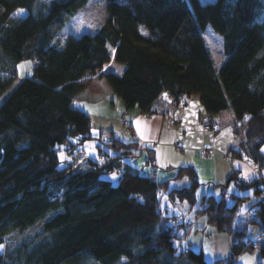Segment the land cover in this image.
<instances>
[{"label":"trees","instance_id":"trees-1","mask_svg":"<svg viewBox=\"0 0 264 264\" xmlns=\"http://www.w3.org/2000/svg\"><path fill=\"white\" fill-rule=\"evenodd\" d=\"M88 1L0 0V97L15 83L18 62L35 61L31 76L0 101V264H237L254 248L243 239L211 263L201 250H177L181 224L170 223L177 215L161 209L159 191L193 204L199 180L192 166L175 169L174 178L189 179L178 188L100 146L103 165L86 159L59 167L57 152L72 154L91 138L90 117L75 102L84 91L99 92L104 78L126 109L170 116L184 97L197 96L206 114L229 110L243 141L228 153L263 169L264 0H104L99 30L57 47L55 35ZM208 26L222 37L217 68L203 36ZM107 62L122 72L104 71ZM105 134L113 150L138 143ZM144 151L146 162L155 160L153 149ZM114 170H121L117 181L104 177ZM230 183L228 197H200L207 222L230 231L248 188L256 200L244 212L264 234V178L231 173L218 186ZM39 222L26 239H13ZM259 254L264 260V247Z\"/></svg>","mask_w":264,"mask_h":264},{"label":"rangeland","instance_id":"rangeland-1","mask_svg":"<svg viewBox=\"0 0 264 264\" xmlns=\"http://www.w3.org/2000/svg\"><path fill=\"white\" fill-rule=\"evenodd\" d=\"M212 1L214 0H200L201 3ZM106 19V1L89 0L58 31L53 38V43L61 48L68 37L80 36L85 32L93 33L99 30ZM203 36L213 57L214 66L217 68L224 57L222 37L209 26L206 27ZM34 63L35 61L31 59H24L18 62L16 67L18 77L15 83L21 81L26 76H31ZM103 70L118 74L122 71V66L114 62H107L104 64ZM15 83L2 94L0 101L9 94ZM99 84L101 87L99 92L87 90L83 92V95L80 93L77 96L80 106L91 113L89 115L91 138L82 144V148L86 154L81 148H78V151L72 154H69L66 148H60L57 152L59 167L68 164L80 167L83 166L84 160L86 163V159H92L98 164L103 165L108 159L100 154L102 152L98 149V146H100L109 153L115 154L118 158L129 160L141 174H155L156 179L168 180L170 187L180 188L187 186L189 179L186 176L174 178L175 169L182 166H192L196 170L199 180V185L195 190L196 200L193 204L186 200H171L172 198L165 191H159L161 209L166 214H169L170 217L177 215L175 216L176 218H171L170 223L173 225L181 224L177 230L178 237L180 238L175 241L177 250L180 251L188 248L196 252L201 250L204 260L211 263L216 258L228 255L232 242L241 238L243 241L248 239L255 241L258 239L260 236V225L257 222L245 221L248 216L253 217L252 214L247 215L244 212L249 204L256 200V196L252 195L251 189L246 188L245 191H240L251 195L249 200L239 205L235 216V226L240 227L246 224L244 233L240 236L233 233L232 229L228 232L219 230L213 224L208 223L207 214L200 211L201 205L199 200L203 194H214L216 197H219L221 194L229 195L230 190H228V187L221 189L218 185L225 183L228 176L226 173L230 164L224 160L222 153L225 150V146L233 137L232 123H234L233 126L236 134H240L236 136V144L243 141V126L241 127L240 124L237 125L235 121H231L230 117L233 116H230L231 112L229 110L223 113L221 127L218 131L216 130V133L202 131L194 119V110H198L202 114L205 113L197 96L184 97L173 115L158 116V118H153L152 120H148L147 118L135 119V117H132L135 112L128 113L125 111L126 107L123 101L113 92L104 78L99 80ZM134 109H137V107H134ZM149 123H151V127H149ZM105 132H112V135L122 142L138 143L122 151L113 150V148L106 144L110 136H106ZM239 140L240 142H238ZM144 148L154 150L155 160L151 163L146 162L147 154ZM203 150L208 151L209 154L204 155L202 153ZM229 155V153L228 155L225 154L224 157L230 158ZM232 158L235 157L232 156ZM119 173L121 174V170H114V172L105 174L104 177L117 181L120 176L118 175ZM113 174H116L115 178H113ZM229 187L231 189L234 188L233 183H230ZM172 220L177 221L173 223ZM179 220L188 222L190 224L189 229L184 230V225ZM40 223L23 233H13V239L15 241L26 239L37 231ZM245 243L253 244L252 241ZM260 247V243H256L253 251L249 250L248 252L241 253L235 260L238 259L241 264H257L260 258ZM125 260V258H122L120 262H124ZM179 264L188 263L182 261Z\"/></svg>","mask_w":264,"mask_h":264},{"label":"crops","instance_id":"crops-1","mask_svg":"<svg viewBox=\"0 0 264 264\" xmlns=\"http://www.w3.org/2000/svg\"><path fill=\"white\" fill-rule=\"evenodd\" d=\"M223 60H224V57H223ZM222 60V61H223ZM219 66V65H218ZM122 70H123V67H122ZM122 72V71H121ZM84 92H86V91H84ZM82 95H83V93H82ZM84 95H86V93H84ZM87 97V96H86ZM76 104L81 108V109H83L88 115H91V113L87 110V109H84L82 106H80V102H79V100L78 99H76ZM176 109L177 108H175L174 110H173V112H172V115L175 113V111H176ZM126 112H128V113H131V112H135L134 113V115L132 116V117H135V119H138V118H147L148 120H152L153 118H158V116H160V115H157V114H146V113H143V112H141L138 108L137 109H134V107H132V108H130V109H126L125 110ZM224 112H228V110H225V111H222V112H220L219 114H216V115H213V117L215 118V119H217L218 121H219V123H220V127H221V120L223 119L222 118V115H223V113ZM196 113H200L201 115H204V114H206V113H204V114H202L200 111H198V110H194V112H193V117H194V119H195V114ZM229 114V113H228ZM217 116H219V117H217ZM230 116H233L232 115V113H231V115ZM231 118V121L232 122H234V118L233 117H230ZM131 121H133V120H131ZM163 122V121H162ZM234 123H232V127H233V137H232V139L230 140V142L225 146V150H224V152L222 153L223 154V158H224V160H226V161H228L229 162V164L230 165H228L229 167L227 168L228 169V172L226 173L228 176L231 174V173H235V175H237V177L240 179V180H252V179H255V178H258L259 177V175L260 174H264V168L263 169H259L256 165H254L251 161H249V160H247V159H245V158H237V157H235V158H232V156L231 155H229L230 156V158H227V157H224V155L225 154H227L228 155V149L229 148H231V147H234V146H236L237 144H236V136H238V135H240V134H236V132H235V130H234ZM149 127H151V123H149ZM220 129V128H219ZM218 129V130H219ZM217 130V131H218ZM217 131H215V133L217 132ZM112 137H114L113 135H112ZM109 139H111V138H109ZM238 142H240V140L238 141ZM145 144V143H144ZM146 145V144H145ZM264 146V145H263ZM81 149H82V151L85 153V151H84V149L82 148V146L80 147ZM104 149V148H103ZM106 150V149H105ZM104 151V150H103ZM263 151H264V147H263ZM86 154V153H85ZM143 154V153H142ZM113 155H115V154H113ZM212 155V154H211ZM87 156V155H86ZM210 157V156H209ZM196 171V170H195ZM226 171V170H225ZM197 173V172H196ZM154 176H155V174H154ZM227 176V177H228ZM233 187H235L234 185H233ZM234 188H230V187H228V190H233ZM245 216H247V215H245ZM249 220V218L247 217L246 218V220L245 221H248ZM246 224H243L242 226H235V225H233V227H232V231H233V233H236L238 230H240V229H243L244 230V228L246 227L245 226ZM260 236L258 237V239L257 240H251V239H248V240H244L245 242H247V241H252L253 242V247L255 248V245H256V243H260V245H261V247H264V234H259ZM242 239V238H241ZM260 247V248H261ZM253 248V249H254ZM259 248V249H260ZM253 251V250H252ZM259 261H258V263L257 264H264V260L261 258V256H260V254H259ZM236 259V258H235ZM236 263L237 264H241L239 261H238V259L236 260Z\"/></svg>","mask_w":264,"mask_h":264},{"label":"built area","instance_id":"built-area-1","mask_svg":"<svg viewBox=\"0 0 264 264\" xmlns=\"http://www.w3.org/2000/svg\"><path fill=\"white\" fill-rule=\"evenodd\" d=\"M195 120L197 121V123H198V125H199V127H200V129L202 131L215 132L220 127L219 121L217 119H215L212 115H209V114L201 115L200 113H196L195 114ZM110 141H111V139H108V142L107 143H111ZM202 153L204 155H208L209 154V152L208 151H205V150H203ZM118 175H121V174L119 173ZM261 177L264 178V175H261ZM224 195L227 197V194H224ZM176 221L177 220H174V221L172 220L173 223H175ZM179 222H182L183 223L184 230L189 229L190 224L188 222H186V221H180V220H179Z\"/></svg>","mask_w":264,"mask_h":264},{"label":"snow or ice","instance_id":"snow-or-ice-1","mask_svg":"<svg viewBox=\"0 0 264 264\" xmlns=\"http://www.w3.org/2000/svg\"><path fill=\"white\" fill-rule=\"evenodd\" d=\"M113 178H115V174H113Z\"/></svg>","mask_w":264,"mask_h":264}]
</instances>
